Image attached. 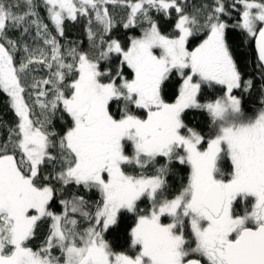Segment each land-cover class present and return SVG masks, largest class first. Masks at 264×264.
<instances>
[{"label": "snow or ice", "instance_id": "6c2138e0", "mask_svg": "<svg viewBox=\"0 0 264 264\" xmlns=\"http://www.w3.org/2000/svg\"><path fill=\"white\" fill-rule=\"evenodd\" d=\"M0 104V264H264V0H0Z\"/></svg>", "mask_w": 264, "mask_h": 264}, {"label": "trees", "instance_id": "16d2710c", "mask_svg": "<svg viewBox=\"0 0 264 264\" xmlns=\"http://www.w3.org/2000/svg\"><path fill=\"white\" fill-rule=\"evenodd\" d=\"M80 28L79 26L73 27L72 30L69 33V36L71 39H76L78 36H80ZM80 38H83L82 36ZM257 103V99L256 98H246V104L249 107H252L253 105H255ZM4 112V108L3 105L0 104V113ZM189 119L193 121V123H197V122H202V117L199 114H190L189 115Z\"/></svg>", "mask_w": 264, "mask_h": 264}]
</instances>
